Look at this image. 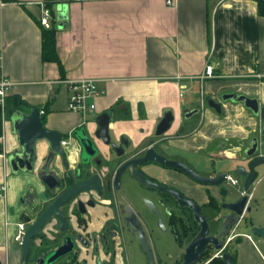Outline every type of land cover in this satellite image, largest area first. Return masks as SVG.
Segmentation results:
<instances>
[{
    "label": "crops",
    "instance_id": "obj_1",
    "mask_svg": "<svg viewBox=\"0 0 264 264\" xmlns=\"http://www.w3.org/2000/svg\"><path fill=\"white\" fill-rule=\"evenodd\" d=\"M4 2L0 6V74L12 84L8 94L24 102L18 110L39 109L49 130L71 135L74 128L85 124L92 128L99 115L109 113L108 129L114 137L125 135L139 142L170 112L175 120L164 134L170 144L191 150L221 137L227 144L225 155L234 160L233 152L250 130L259 127L258 119L241 103L222 102L220 114L209 108L201 111L202 116L186 119L187 138L172 142L182 113L196 107L203 96L219 103L222 94L235 92L264 105V17L259 16L254 0H173L171 6L166 0ZM45 10L50 15L47 27L41 23ZM51 28L56 30L63 74L57 63L41 59L42 29ZM209 64L215 77L202 79ZM81 79L94 80L102 91L94 101L95 119L86 122L83 119L92 113L81 116L67 109L66 82ZM5 108L1 110L0 185H6L7 194L0 201V260L22 264L21 252L9 235L17 229L15 224L24 222L9 218L7 209L17 198L27 196L30 201L21 211L33 215L41 210L45 188L36 173L50 148L46 140L37 141L34 171L13 174L6 155L18 148V142L11 134L13 113L7 116ZM202 119L200 132L192 133ZM60 164L58 158L52 164L57 175ZM5 221L12 225L6 227ZM243 252L244 264L264 263L252 258L249 247Z\"/></svg>",
    "mask_w": 264,
    "mask_h": 264
},
{
    "label": "flooded vegetation",
    "instance_id": "obj_2",
    "mask_svg": "<svg viewBox=\"0 0 264 264\" xmlns=\"http://www.w3.org/2000/svg\"><path fill=\"white\" fill-rule=\"evenodd\" d=\"M207 98L201 97L199 106L182 113L172 142L187 138L184 124L191 116L187 118L186 114L197 110L196 116H202L201 111L209 108ZM174 120L173 115L170 127ZM202 123L203 119L196 122L192 133H199ZM263 127L264 123L259 122L258 129L250 130L245 142L233 152L234 160L225 155L227 144L221 137L205 147L182 150L170 144L165 133L156 136V127L139 142L125 135L116 138L109 129L106 141L99 139L96 122L92 128L87 124L74 128L71 135H62L57 175L63 177L57 194L64 191L62 214L66 231L60 234L58 221L51 218L39 237L33 238L27 262L22 263L21 243L15 241L16 229L12 243L21 252V263L46 261L66 238L68 254L52 264H244V247L250 248L252 258L264 261V175L261 176L260 169L264 165L254 167L255 175L248 189L244 188L246 176L236 171L242 168L249 174L251 162L264 157ZM253 137L259 141L256 151L248 157L245 150L248 151ZM111 143L116 147L112 149ZM147 149L153 150L149 155L180 163L188 173L142 161ZM67 151L72 153L67 155ZM51 157L49 151L41 166L48 165ZM227 162L233 164L231 170L236 177L226 171ZM94 176L90 184L75 187L71 195L66 193L73 184ZM229 177L235 185H230ZM213 180L219 183L212 184ZM2 185L6 197L7 187ZM229 186L237 188L236 199L228 200ZM44 197L47 204L54 200L47 190ZM241 197H246V202L240 212L233 213L224 207ZM29 201L27 196L17 198L7 209L8 217L24 220L45 209L33 216L24 213L22 205ZM4 224L12 225L8 221ZM24 224L26 230L28 225ZM255 228L262 230L260 235L253 233ZM167 239L174 246L173 252L168 251Z\"/></svg>",
    "mask_w": 264,
    "mask_h": 264
},
{
    "label": "water",
    "instance_id": "obj_3",
    "mask_svg": "<svg viewBox=\"0 0 264 264\" xmlns=\"http://www.w3.org/2000/svg\"><path fill=\"white\" fill-rule=\"evenodd\" d=\"M222 102H231V103H241L243 108L247 111H251V113L259 119L260 123H264V105L261 106L259 100L253 97H246L242 94L237 93H225L220 96ZM209 108L213 109L216 113L220 114L221 112V104L222 102L216 103L213 99L207 98ZM197 113V110H192L187 112L186 117H190ZM11 120V134L17 137L18 148L12 151L7 156V164H9L10 170L13 174L18 172L28 173L34 171L35 160H36V151L35 144L37 141L46 140L49 144L50 153L53 157L47 158L49 164L40 167L37 171L36 175L39 177V180L44 185L45 190L52 193L54 200L46 205V208L36 217L25 218L23 221L28 225L22 238L21 244H19V248L21 250L22 263L27 262L28 255L30 253L29 249L31 246V242L33 238L39 237L40 230L49 222L51 218L58 221V231L60 234L66 231V221L65 217L62 214V207L64 205V191L61 194H57L62 186H63V177L57 176V174L52 170L53 161L57 158L61 161V147L60 141L63 136L61 133L49 130L44 123L43 116L40 114L39 109L31 108L29 112H25L23 110H16L10 116ZM110 116L106 113H102L96 118V124L98 126V130L96 133V137L99 139H104L109 136L108 126L110 123ZM173 121V115L170 112L164 113L161 121L156 126V136H162V134L166 133L170 130V123ZM261 138L264 140V127L261 129ZM84 145L83 140H81ZM251 144L249 146L248 151L245 150L246 156L250 157L256 151L258 145V138L253 137L251 140ZM109 143V140H107ZM112 149L116 146L111 143ZM153 150L147 149L146 156L142 161H151L157 162L162 165H165L171 169H180L184 172H187V169L183 167L180 163L168 161L166 158H161L158 155L152 156L149 155ZM264 165V157H259L256 160L252 161L249 165L250 173L247 174L242 168H237L236 171L239 172L242 176H246L244 181V188L248 189L250 186L252 179L254 178L255 172L254 167H258ZM127 165H125L126 167ZM124 167H122L123 169ZM188 173V172H187ZM95 179V176L90 178V180L86 179L80 182L79 184H73L68 190L67 194H73L75 187L90 184V182ZM212 184H218L219 181L213 180ZM67 196V195H66ZM246 202V197H241L236 202H232L226 204L224 207L230 210L233 213L240 212L241 208L244 206ZM33 216V215H32ZM262 232L261 229H254L253 233L255 235H260ZM68 254L67 250V238L63 242V244L57 247L53 252L49 254V257L46 261H39L36 264H52L56 262L58 259Z\"/></svg>",
    "mask_w": 264,
    "mask_h": 264
},
{
    "label": "built area",
    "instance_id": "obj_4",
    "mask_svg": "<svg viewBox=\"0 0 264 264\" xmlns=\"http://www.w3.org/2000/svg\"><path fill=\"white\" fill-rule=\"evenodd\" d=\"M173 3V0H166V4L171 6ZM5 4L4 0H0V6H3ZM50 15L48 14V10H45L43 12V17L41 19V23L44 26H48V18ZM204 75L202 76V79L205 77L208 78H214V69L209 64L205 66ZM178 79V78H177ZM67 88H68V111L70 113H76L81 116L87 115V113H92L96 109V102L95 99L101 95L102 91L99 90V88L96 85V82L91 79L86 80H72L67 81ZM12 84L7 80L5 76L0 74V108L3 112L4 110V103L5 98L9 91H11ZM182 96V94H179ZM43 113L42 111L40 112ZM64 144V143H62ZM228 182L230 185H235V182L230 177L228 178ZM5 187L2 185L0 187V201L5 197ZM25 230V224L24 223H18L17 225V235L15 236V241L17 243L22 242V236L24 234Z\"/></svg>",
    "mask_w": 264,
    "mask_h": 264
},
{
    "label": "trees",
    "instance_id": "obj_5",
    "mask_svg": "<svg viewBox=\"0 0 264 264\" xmlns=\"http://www.w3.org/2000/svg\"><path fill=\"white\" fill-rule=\"evenodd\" d=\"M256 2L257 8H258V14L259 16L264 17V0H254ZM42 52H41V59L44 62H52L57 63L60 69L61 74H63V66L58 58L57 51H56V45H55V32L53 28L49 30L42 29ZM5 114L7 116H10L14 111L20 109L23 107L24 102L15 94L10 95L7 94L6 100H5ZM2 113L0 109V134H1V126H2Z\"/></svg>",
    "mask_w": 264,
    "mask_h": 264
},
{
    "label": "rangeland",
    "instance_id": "obj_6",
    "mask_svg": "<svg viewBox=\"0 0 264 264\" xmlns=\"http://www.w3.org/2000/svg\"><path fill=\"white\" fill-rule=\"evenodd\" d=\"M197 106H199V104H196ZM261 105V104H260ZM205 109H209L208 107H205ZM94 113H92V114H88L87 116H85V119H83V121L85 120V122L86 121H91V120H94L95 119V117H94V115H93ZM194 120H197V119H194ZM227 169H226V171L229 173V174H231V175H233V176H235V174H234V171H232L231 170V163L230 162H227ZM261 169V176L262 175H264V167H261L260 168ZM236 177V176H235ZM228 186V185H227ZM262 188L264 187V183H263V186H261ZM228 200H231V199H236L237 198V196H238V192L236 191V189L237 188H234V187H231V186H229L228 188ZM261 196H264V192H262L261 193ZM43 197H44V195H43ZM46 204H47V199L44 197L43 198V200H42V203H41V205H40V207L41 208H46L45 206H46ZM12 233L9 235V237H11V239H12V241H13V235L15 234V232H16V229H14V231H11ZM171 240L170 239H167L166 240V245H167V247L169 248L168 249V251H170V252H173V249H174V246H172L171 245V242H170ZM14 245V244H13ZM15 246V245H14Z\"/></svg>",
    "mask_w": 264,
    "mask_h": 264
}]
</instances>
